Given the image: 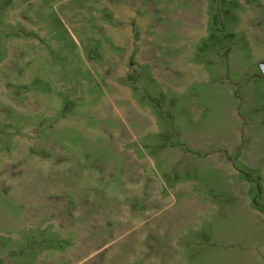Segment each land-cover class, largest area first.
I'll return each instance as SVG.
<instances>
[{
	"label": "rangeland",
	"instance_id": "rangeland-1",
	"mask_svg": "<svg viewBox=\"0 0 264 264\" xmlns=\"http://www.w3.org/2000/svg\"><path fill=\"white\" fill-rule=\"evenodd\" d=\"M0 264H264V0H0Z\"/></svg>",
	"mask_w": 264,
	"mask_h": 264
}]
</instances>
